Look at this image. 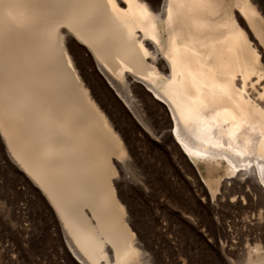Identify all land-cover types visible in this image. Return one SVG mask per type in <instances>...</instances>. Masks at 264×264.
Returning a JSON list of instances; mask_svg holds the SVG:
<instances>
[{"label": "bare ground", "instance_id": "bare-ground-1", "mask_svg": "<svg viewBox=\"0 0 264 264\" xmlns=\"http://www.w3.org/2000/svg\"><path fill=\"white\" fill-rule=\"evenodd\" d=\"M128 125L169 136L211 197L244 180L221 251L264 264V0H0V145L77 264H150Z\"/></svg>", "mask_w": 264, "mask_h": 264}, {"label": "rangeland", "instance_id": "rangeland-1", "mask_svg": "<svg viewBox=\"0 0 264 264\" xmlns=\"http://www.w3.org/2000/svg\"><path fill=\"white\" fill-rule=\"evenodd\" d=\"M126 127L143 187L128 180L123 193L145 229L150 264H229L221 251L224 233L236 234L248 211L244 180L217 172L226 185L211 197L169 136L154 138ZM7 162L0 145V264H77L46 200ZM202 174L207 175L203 168Z\"/></svg>", "mask_w": 264, "mask_h": 264}, {"label": "snow or ice", "instance_id": "snow-or-ice-1", "mask_svg": "<svg viewBox=\"0 0 264 264\" xmlns=\"http://www.w3.org/2000/svg\"><path fill=\"white\" fill-rule=\"evenodd\" d=\"M145 54H147V53H145Z\"/></svg>", "mask_w": 264, "mask_h": 264}]
</instances>
